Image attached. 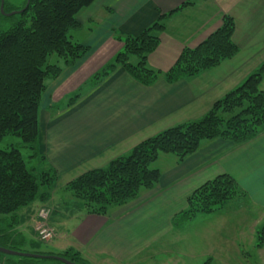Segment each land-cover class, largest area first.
Here are the masks:
<instances>
[{
    "label": "crops",
    "instance_id": "crops-1",
    "mask_svg": "<svg viewBox=\"0 0 264 264\" xmlns=\"http://www.w3.org/2000/svg\"><path fill=\"white\" fill-rule=\"evenodd\" d=\"M186 1L96 0L80 11V27L71 30L70 36L89 46L90 51L51 80L54 92L48 96L44 93L47 111L39 114L41 151L57 170V188L90 169L108 165L166 128L200 118L264 63V0H196L164 19L165 29L160 33L159 46L148 57L149 66L161 72L169 70L184 47L198 45L221 25L224 14L231 15L236 23L233 41L239 52L233 58L174 83L162 76L155 84L144 85L122 67L95 85L89 83L123 46L114 32L137 35L159 14L171 12ZM74 31H84L85 37L76 39ZM261 88L264 91V77ZM77 91L80 97L73 105L51 108ZM65 122L67 125L62 126ZM240 166L244 167L243 178L248 176L244 180L240 179ZM158 169L161 178L154 188L143 189L128 203L111 207L105 216L87 213L81 205L70 213L61 203L64 215L55 219L58 199L48 202L50 224L56 229L52 239L56 243L49 251L60 253L72 248L93 264H214L212 256L204 261L200 254H187L182 244L184 232L197 218L179 225H174L173 218L186 208L189 195L197 187L222 173L234 176L247 193L243 201L248 205L235 207V214L239 211L241 216L255 217L251 231L238 236L234 234L236 225H231L227 237L241 244V252L248 241H254L257 251L264 248V244L257 246L254 233L264 222V127L255 138L240 145L221 138L204 140L193 154ZM42 203L35 208L33 224L39 219ZM230 213L233 216L234 211ZM199 232L195 230L196 246Z\"/></svg>",
    "mask_w": 264,
    "mask_h": 264
},
{
    "label": "trees",
    "instance_id": "trees-1",
    "mask_svg": "<svg viewBox=\"0 0 264 264\" xmlns=\"http://www.w3.org/2000/svg\"><path fill=\"white\" fill-rule=\"evenodd\" d=\"M27 1L22 7L8 5L6 10L24 9ZM94 1L30 0L22 13L11 15L16 20L6 28L3 26L7 16L0 11V141L8 134L20 135L24 146L35 148L40 130V105L48 88L46 79H57L65 69L74 67L89 53L90 47L74 41L70 32L80 27V11ZM193 3V0H187L175 10L159 14L156 21L137 35L114 32L123 46L91 76L89 83L97 84L117 67H122L144 85H153L162 76L167 82L174 83L233 58L239 52V46L233 41L236 23L231 15L224 14L221 25L198 45L184 47L169 70L161 72L149 66L148 57L159 46L160 33L165 29L164 19ZM53 55L59 57L57 62H51ZM263 77L264 63L242 84L218 99L200 118L171 126L144 139L128 154L112 159L104 167L82 173L64 188L81 201L85 212L105 216L111 207L124 205L138 197L143 189H152L158 184L161 171L151 164L160 153H173L183 160L196 152L204 140L221 138L235 145L252 140L264 127ZM68 97V106H71L80 97V91ZM51 108L59 107L54 104ZM21 147L0 148V213L3 215L16 214L38 197L42 202L49 201L56 184L57 170L48 164L44 154L35 151L30 156L39 159L37 165L41 168L29 167ZM246 196L234 176L219 174L189 195L186 208L174 216L173 223L179 225L199 214L213 213L230 201ZM50 216L51 212L47 217L48 224L56 233L50 224ZM18 233L9 223L6 226L0 224V246L28 252L14 244L27 242L22 234L16 240ZM34 237L38 240H31L30 245L34 248L31 253L60 255L77 264H93L72 248L60 253L44 251L40 247L42 240ZM263 244L264 226L257 232V246ZM13 264L65 263L53 257L20 256Z\"/></svg>",
    "mask_w": 264,
    "mask_h": 264
},
{
    "label": "rangeland",
    "instance_id": "rangeland-1",
    "mask_svg": "<svg viewBox=\"0 0 264 264\" xmlns=\"http://www.w3.org/2000/svg\"><path fill=\"white\" fill-rule=\"evenodd\" d=\"M193 1L195 2L196 0H193ZM7 2L9 3V5L14 6V7H22L25 4L26 0H7ZM5 19H6L5 20L6 25H4L3 28L10 26L11 25L10 22H13L14 20H16V19H13L12 16L5 17ZM1 28L2 26L0 23V29ZM83 33L84 31H81L79 33L75 31L73 32L76 39H79V37L80 39H83L85 37V34ZM57 58H59L57 55H53V57L51 58V62L53 63L57 62ZM133 61L136 62L137 58L134 57ZM61 62H62L61 60L58 61V63L60 64ZM46 84L50 88L46 91V96H48V94H53L54 88L52 89L53 86L52 87L50 86L52 84V81L50 79H46ZM86 90L87 88L84 87L82 89V92L85 93ZM46 100L47 99L44 100V104H43V100L41 101L40 111H39L40 113L44 110L47 111V108H44L46 107V103H45ZM68 101H69V97H67L66 99L56 104L58 105L59 108L67 107L69 104ZM49 109L51 108L48 107V110ZM68 122H65L62 126L67 125ZM41 144H42L41 138L39 137L35 148L32 149L29 146L23 145V139L20 135L8 134L4 136L3 139L0 141V148H5L10 145L22 146L21 151H22V154L25 160L28 162V166L31 167L35 165L37 168H41L40 165H37L38 160H39L38 158H35V157L30 158V156L35 151H38L39 155L42 154ZM177 159H179V157L173 153H165V152L160 153L158 158L151 164V167H154V168L158 167L162 170V169L169 167L172 164V160H177ZM47 162L49 165L53 166L48 159H47ZM241 168H244V167L240 166L239 175L241 177L240 179L244 180L248 176L243 178L242 175H244V173L241 174ZM64 187L57 188V184H55L50 200L47 202H43L38 209L46 208V209H50L51 211V208L49 207V205H47V203L53 202V201L55 202V199H58L56 201L58 212L56 211L54 213L53 218L55 219L61 218L64 215L63 209L60 208L61 203H63L62 204L63 206L64 204L67 206L68 212L71 213V212L77 211L80 208L81 201L75 198L72 195L71 191L66 190ZM245 202L246 201H243V198L241 199L238 198L233 201H230L225 206L224 209L223 208L219 209L210 214L197 215L196 217L197 220L195 221L196 223H192L191 226H189L186 229V231L184 232L183 238L181 239L182 244L183 243L185 244V249L187 250L186 253L189 254V253L195 252L196 254H200L201 256H203L204 261H208V259H210V257L212 256L213 258H215L213 262L214 264H252V262H256V261H258L261 264H264V248L261 251H257L256 247L254 246V241L253 242L248 241L249 243L248 242L245 243L244 247H242L243 250L245 249L244 252H241V248L239 247V245L241 244L238 245L237 242L233 240V238L227 237L229 235L228 229H229V226L231 225H236L235 226L236 231L234 234L238 236L239 234H241L242 236L243 233L251 231V226L255 222L254 215L241 216V214H238L239 211H237L235 214V207H240V206L242 207V206L248 205ZM39 203H41V199L38 197L34 202H32L30 205L26 207H23L16 214L3 215L0 213V219L2 218L6 219V220H0L1 225L6 226L9 223L11 227L15 229V232L18 233L19 231H21L22 236L26 238L27 242H25L23 245L22 243H18V242H14V244L21 245V247L27 250L28 252H32L34 249L32 245H30L31 240H35V241L38 240L36 237H34V232L37 237H38V234L35 229V225L33 228V222L35 220L36 213H37V210H35V208L37 207ZM250 204L252 205V207L256 206L252 202ZM230 209L234 211L233 216L230 213L232 211H229ZM242 218L244 220L237 223V219H242ZM239 225H241V228L239 229V231H237V227H239ZM263 226H264V222L261 223L257 227L256 232H254L256 240H257V231L260 230ZM196 229L200 230L197 236L198 238L197 246L194 243ZM19 233L16 236V240H19L21 238L19 237L21 236V234ZM200 234L202 238L200 237ZM200 238H201V242L203 243V245H201L202 246L201 249L199 248ZM54 242L55 240L53 241L51 240V242L42 241L40 244V247L44 251L50 250L52 249V243ZM207 254H209L210 256H208ZM19 257L20 256H17V255H9V254L0 253V260L5 261L6 264H13L19 259Z\"/></svg>",
    "mask_w": 264,
    "mask_h": 264
},
{
    "label": "built area",
    "instance_id": "built-area-1",
    "mask_svg": "<svg viewBox=\"0 0 264 264\" xmlns=\"http://www.w3.org/2000/svg\"><path fill=\"white\" fill-rule=\"evenodd\" d=\"M50 209L41 208L38 212V220L35 224V229L38 233V238L42 241H49L55 236V230L50 227L47 222ZM0 264H6L5 261L0 260Z\"/></svg>",
    "mask_w": 264,
    "mask_h": 264
},
{
    "label": "water",
    "instance_id": "water-1",
    "mask_svg": "<svg viewBox=\"0 0 264 264\" xmlns=\"http://www.w3.org/2000/svg\"><path fill=\"white\" fill-rule=\"evenodd\" d=\"M29 3H30V0L27 1V4H26L24 9H26L28 7ZM15 13L16 12H12L11 14H15ZM0 252L4 253V254H9V255H17V256H25V257H53L55 259L62 261L65 264H77V263L72 262L71 260H69L63 256H60V255H42V254H36V253H31V252H24V251H20V250H15V249L3 247V246H0Z\"/></svg>",
    "mask_w": 264,
    "mask_h": 264
},
{
    "label": "flooded vegetation",
    "instance_id": "flooded-vegetation-1",
    "mask_svg": "<svg viewBox=\"0 0 264 264\" xmlns=\"http://www.w3.org/2000/svg\"><path fill=\"white\" fill-rule=\"evenodd\" d=\"M8 5H9V3L7 2V0H0V11H1V13L3 15H5L7 17L13 15V14H11L12 12H16L15 14L22 13L23 12L22 11L23 9H17V10H13V11H7L6 10V6H8Z\"/></svg>",
    "mask_w": 264,
    "mask_h": 264
}]
</instances>
